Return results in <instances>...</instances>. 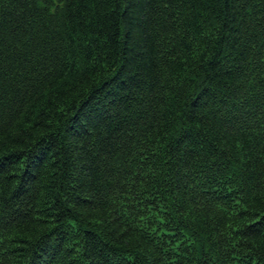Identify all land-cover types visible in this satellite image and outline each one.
Segmentation results:
<instances>
[{
    "label": "trees",
    "instance_id": "1",
    "mask_svg": "<svg viewBox=\"0 0 264 264\" xmlns=\"http://www.w3.org/2000/svg\"><path fill=\"white\" fill-rule=\"evenodd\" d=\"M0 264H264V0H0Z\"/></svg>",
    "mask_w": 264,
    "mask_h": 264
}]
</instances>
